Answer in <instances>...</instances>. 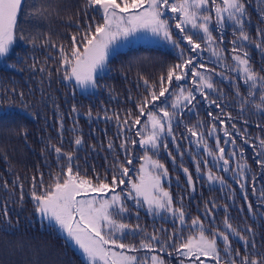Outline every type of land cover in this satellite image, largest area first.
Returning a JSON list of instances; mask_svg holds the SVG:
<instances>
[{"label":"trees","instance_id":"trees-1","mask_svg":"<svg viewBox=\"0 0 264 264\" xmlns=\"http://www.w3.org/2000/svg\"><path fill=\"white\" fill-rule=\"evenodd\" d=\"M218 2L222 3V0ZM246 10L251 20L246 25V30L254 41H259L261 37L257 35V29H264V23L260 22V17L264 14V0H246ZM87 14L89 17L99 16L91 9ZM168 16L171 17L172 14L169 13ZM77 20L83 24L84 0H24L21 12L18 14L16 34L17 37L21 33L25 37H35L36 43L33 45L27 40L17 39L8 59L11 64L17 65V69L0 66V264H87L82 255L54 225L40 219L35 213L30 195L31 179L43 173L47 184L51 177L60 172L61 166L68 163L66 157H61L58 164L51 145L59 146L64 152L71 153L74 171L78 166L79 171L88 177L96 174L104 176L107 173L111 179L113 165L125 163V166L131 169L129 175L135 179L144 150L138 143L133 147L130 141H139L140 137L135 133L140 126L129 131L122 121L127 118L128 110H131L133 115L138 114L135 104L145 94L143 79H147L150 83L157 82L159 76L165 73L169 66L180 62V49L174 48L172 44L166 46L133 44L109 58L106 71L97 77L99 87L94 92L80 93L73 84L63 80L62 73L56 72L60 63L57 59L58 47L53 48L50 43L44 44V41L49 39L57 46L64 44L70 47L71 35L76 32ZM170 24L173 25L174 34L177 33L178 30L174 27L175 21L170 20ZM234 27L229 22L226 27L221 26L220 29L224 38L222 47L226 49L225 55L230 64L232 63L230 41L234 39ZM219 34V31L214 32V35ZM176 38L182 39V36ZM181 47L185 49V56L195 55L187 51L188 46L185 43H182ZM248 51L254 69L264 75V71L261 70L264 64L260 52L254 44L248 46ZM202 57V59L196 58L197 63H203L209 69L215 68L216 72L224 70L223 65L218 66V61L209 52H203ZM34 62L37 63L36 71L30 67ZM41 66L51 70L50 79L46 73L39 72ZM199 70L204 71V69ZM229 75L235 78L242 95L246 96L247 89L243 82L235 73ZM213 78L218 88L224 91V97L220 101L222 107L227 105L224 107V113H230L234 119L229 121L226 115H222L221 119L225 120V124L221 125L216 121L217 131L212 136H208L207 131L211 128L212 118L207 112L212 111L215 115L220 113V109L215 105L209 106L198 97L201 102L196 108L192 112L185 109L184 114L179 118L181 122L178 126L173 123L176 143L172 142L171 137L166 138L168 151L173 153L175 162L163 148L153 158L159 159L168 169L171 180L168 187L174 206H179L181 197L183 198L185 222L188 225L183 231V237L186 238L196 231L191 228V220L197 216L202 220L205 229L210 231L214 227L227 231L223 223L227 208V216L233 228L241 235L251 239L252 234L246 229L252 228L256 247L252 249L249 245L246 253L239 238L229 232L232 248L239 249L241 255L236 256L233 252L232 257H229L226 254L225 261L230 264V261L235 259L237 264H240L241 257L247 254L249 260L256 259L264 264L262 259L264 203H261L264 198V168L256 163V160L261 158L256 153L260 151L258 137L264 138V117L255 111L251 103L247 106L248 110L240 115L235 89L228 81L221 82L218 75L213 74ZM185 87H191L190 80ZM12 89H15L17 94L15 99H11V95L5 98V93L12 94ZM21 92L24 94L23 100L18 95ZM252 99L255 103H259V94L257 93ZM159 103L157 101V104ZM56 105H59L58 111ZM73 106L78 109L77 113L72 112ZM89 111L92 113L91 117L88 116ZM106 115L108 119L105 118ZM117 116L121 121L119 124ZM61 119L62 136L59 124ZM145 119L146 117L141 118L142 123ZM245 119L248 121L247 124L244 123ZM198 121L203 122L204 127L197 130L205 134L208 147L216 152V139L219 138L220 146L225 148V156L229 159L228 172L221 170L223 161H217L204 152L203 145H198L196 137H191L187 132L186 125L195 126ZM232 123H235L240 130V135H236L231 128ZM257 124L262 127H257ZM224 127L232 132L236 140L235 149L231 143H224L228 139L224 136ZM244 129H247L246 135ZM22 133H26V138ZM78 136L83 140L79 147L74 143ZM125 138L129 141L128 152L120 147ZM245 139H249L248 144L244 143ZM109 143L113 144L114 150H109ZM241 150L243 156L240 155ZM232 151H235L236 155L228 156ZM126 156H131L132 165L126 164ZM204 161L208 162L207 167ZM198 162L199 173H197ZM245 163L251 169L245 170L243 181L247 191V201L243 199L237 183L240 177L235 175L239 171L237 165ZM183 168H187L193 177L194 192L187 184ZM209 170L216 176L224 177L226 185L210 184L207 178ZM20 185H23V206L20 204ZM39 190L43 191V189ZM212 203L216 204V208H212ZM248 203L252 204V213L247 210ZM128 205L131 206V203L128 202ZM206 205L212 211L213 217L206 218ZM5 208L8 210L7 220L3 216ZM139 211V219L131 211V214L124 218V222L131 225L139 223L141 228L147 229L149 233L159 228L171 233L173 228H180L177 221L153 219L143 210L139 209ZM210 219H214V224H209ZM141 235L137 234L134 239L128 236L125 242L138 245ZM160 254L165 257L168 264H177L176 256Z\"/></svg>","mask_w":264,"mask_h":264},{"label":"snow or ice","instance_id":"snow-or-ice-1","mask_svg":"<svg viewBox=\"0 0 264 264\" xmlns=\"http://www.w3.org/2000/svg\"><path fill=\"white\" fill-rule=\"evenodd\" d=\"M21 9L22 0H0V62L8 64L17 39L27 40L33 45L36 43L35 37H25L23 33L17 37V19ZM89 9L98 13L99 16L89 17L87 14ZM169 13L172 14L171 17L168 16ZM170 20L175 21L174 27L178 30L175 34ZM229 22L235 26L234 39L230 41L232 45L231 64L228 63V57L225 55L226 49L222 47L224 38L223 31H220L221 26L226 27ZM250 22L246 0H222V3L218 0H84L83 24L77 20L76 32L71 35L70 47L64 44L57 46L49 39L44 41V44L50 43L53 48L58 47L57 59L60 63L56 72L62 73L63 80L74 81L76 86L85 90L99 87L97 73L104 70L110 47L121 39L127 40L138 33L151 34L152 37L159 38L172 44L174 48L180 49V62L169 66L166 72L159 76L157 82L150 83L141 77L145 94L135 104L138 114L133 115V112L128 110L127 118L122 121L129 131L131 128L140 126L135 133L140 137L139 141H130L133 147L138 143L139 147L144 150L141 157L144 162L140 164L135 179L129 175L131 169L125 166V163L113 165L111 179L107 173L104 176L96 174L88 177L79 171L78 166L74 171L71 164L72 154L64 152L56 145H51V147L58 164L61 157H66L68 163L61 166L60 172L51 177L47 184H45L43 173L31 179L30 195L35 213L54 222L61 232L66 233L68 240L74 242L80 249L87 264H166L162 255H148L165 252L169 257L175 254L179 264H185L186 261L188 264H195L197 261L199 264H205L206 260L221 264L218 241L223 242V252L229 257H232L233 252L236 256L241 255L239 249L232 248L229 232L239 238L246 253L249 245L255 249V233L252 228L246 229L252 234L251 239L241 235L237 229L233 228L227 216V208H225L223 221L227 231L214 227L209 231L205 229L202 220L197 216L191 220V228L196 231L186 238L183 237V231L188 227L185 222L183 198L181 197L179 206H174L171 193L163 186V181L169 175L168 169L159 159L153 158L163 148L175 162L173 153L168 151L166 138L171 137L172 142L176 143L173 123L175 122L178 126L181 122L179 118L184 114L185 109L192 112L201 102L199 98H202L209 106L215 105L220 109V113L215 115L212 111L207 112V115L212 118L211 128L207 131L208 136H212L217 131L216 121H219L221 125L225 124V120L221 119L222 115H226L229 121L234 119L230 113H224V107L227 105L222 107L220 103L224 97V91L218 88L213 74L218 75L221 82L228 81L235 89L240 115L248 110L247 106L251 103L255 111L264 117V75L254 69L248 51V46L254 44L264 64V29H257V35L261 39L254 41L246 30V25ZM260 22L264 23V14L261 15ZM217 31L220 34L214 35ZM177 36H182V39L176 38ZM182 43L188 46L189 53L195 55L185 56V49L181 47ZM203 52H209L218 61V66L223 65L224 70L216 72L215 68L209 69L203 63H197L196 58L202 59ZM8 66L13 70L17 69L16 64H8ZM30 67L36 71L37 63L34 62ZM199 69H204V71ZM38 70L46 73L49 79L51 78L50 69L41 66ZM261 70L264 71V68ZM229 73H235L246 86V96L242 95L239 85L235 83V78ZM189 80L191 87H185ZM257 93L259 103H255L252 99ZM10 95L11 99H15L17 95L15 89H12V94L6 92L5 98ZM18 95L23 100L24 94L21 92ZM161 98L164 99L161 100ZM157 101L160 103L157 104ZM55 107L58 111L59 105ZM72 112L77 113L78 109L73 106ZM88 116H92L91 111ZM142 117H146L143 123ZM105 118L109 117L106 115ZM116 119L118 124L121 123L118 116ZM244 123H248L247 119ZM59 124L62 136V119ZM203 127V122L200 121L195 126L186 125L187 132L191 137H196L198 145H203L204 152L213 156L217 161H223L221 170L228 172L230 170L229 159L225 156V148L220 146V140L217 138L216 152H213L205 142V134L197 130ZM257 127L262 126L257 124ZM231 128L236 135L241 134L235 123L231 124ZM223 132L228 138L224 143H231L235 149L236 140L232 132L227 127L223 128ZM22 134L26 138V133ZM244 134H247V129H244ZM258 139H260V151L256 154L261 158L257 159L256 163L264 168V138L258 137ZM74 143L79 147L83 140L78 136ZM128 143L129 141L125 138L120 145L125 152H128ZM244 143L248 144L249 139H245ZM49 144H51L50 140ZM108 148L114 150L113 144L109 143ZM177 150H179V145H177ZM235 155V151L228 153L230 157ZM240 155L243 156V150L240 151ZM125 162L127 165H132L133 159L131 156H126ZM204 164L205 167L208 166L207 161H204ZM237 167L239 171L235 175L240 177L237 183L243 199L247 201L248 196L243 181L245 170L250 171L251 169L246 163L238 164ZM183 172L186 175L187 184L194 192L195 186L191 173L187 168H183ZM199 172L198 162L197 173ZM207 178L210 182L226 185L225 178L214 175L211 170ZM20 187V204L23 206V185ZM253 192H255L254 187ZM129 200L133 202L137 219H139L141 208L152 216L168 213L174 218V222L179 221L180 228H173L171 233L164 228L155 229L149 233L147 229H142L139 223L136 225L125 223L124 218L132 211L127 203ZM261 203H264V198ZM212 208H216L215 203H212ZM247 210L249 213L253 212L251 203H248ZM205 214L206 218L213 217L207 205ZM3 216L7 220V208L3 210ZM7 222L11 223V221ZM209 224H214V219H210ZM137 234H142L138 245L125 242L126 237L131 236L134 239ZM141 251L145 253L144 256L136 255ZM224 264H229V262L225 261ZM230 264H237V261L232 259ZM240 264H261V261L249 260L248 255L245 254L241 257Z\"/></svg>","mask_w":264,"mask_h":264},{"label":"rangeland","instance_id":"rangeland-1","mask_svg":"<svg viewBox=\"0 0 264 264\" xmlns=\"http://www.w3.org/2000/svg\"><path fill=\"white\" fill-rule=\"evenodd\" d=\"M16 42V41H15ZM139 43H142V44H153V45H160V46H166V45H169L170 43H168V42H165V41H163V40H161V39H159V38H156V37H152L151 36V34H143V33H138L136 36H134V37H130L129 39H127V40H123V39H121V40H119L116 44H114V45H112L111 47H110V49H109V55H108V57H107V61H106V65H105V68H104V70L103 71H98V73H97V76H96V78L98 77V76H100L101 74H103L105 71H106V69H107V62H108V60H109V58H111L115 53H117L118 51H120V50H123V49H126L127 47H129V46H131V45H133V44H139ZM15 44V43H14ZM14 46V45H13ZM8 64H11L9 61H8ZM8 64H6V63H3V62H0V66H6V67H9L8 66ZM69 83H71V84H73L74 85V87H75V89L78 91V92H80V93H89V92H94L96 89H91V88H89V89H87V90H85V89H81L80 87H78V86H76L75 85V82L74 81H68ZM144 161L142 160V162L141 163H143ZM140 163V164H141ZM138 170H139V168H138ZM138 174V173H137ZM208 174V173H207ZM214 174V173H213ZM215 175V174H214ZM226 176H228V175H226ZM171 183V180H170V176L168 175V178L167 179H165L164 181H163V186H164V188H165V190H167V191H169L170 192V189H169V187H168V184H170ZM209 183L210 184H219L218 182H216V183H214V182H210L209 181ZM117 191L119 192L120 191V189L118 188L117 189ZM171 193V192H170ZM128 202H130L131 203V206H129V208L130 209H132V211L135 213V209H134V205H133V202L131 201V200H129V201H127V203ZM141 210H143L144 212H146L145 211V209L144 208H141ZM139 213H140V211H139ZM147 213V212H146ZM151 218H153V219H158V220H165V221H174V218L170 215V214H168V213H162L160 216H152V215H149ZM39 218L40 219H42V220H44V221H46L47 223H49V224H52V225H54L56 228H57V230L60 232V234L62 235V236H64L67 240H68V238H67V234L66 233H63V232H61L60 231V229H59V227L58 226H56L55 224H54V222H50L49 220H47V219H44V218H42V217H40L39 216ZM175 221H177L178 223H179V221L178 220H175ZM68 242L82 255V257L85 259V257L83 256V254H82V252L80 251V249L74 244V242H71V241H69L68 240ZM218 244H219V246H220V255H221V264H224V262H225V258H226V253H224L223 252V242L222 241H218ZM117 251H119V250H117ZM166 253V252H165ZM152 254H158V255H162V254H160V253H149L148 255H152ZM136 255H138V256H144L145 255V253L143 252V251H141V252H139V253H136ZM163 256V255H162ZM173 256H175V254L173 255ZM163 258L165 259V257L163 256ZM202 259H203V257H202ZM86 260V259H85ZM165 261H166V259H165ZM87 262V261H86ZM166 264H168L167 262H166ZM177 264H179V260L177 259ZM185 264H188V262L186 261L185 262ZM195 264H199V262L197 261V262H195ZM205 264H215V262L214 261H205Z\"/></svg>","mask_w":264,"mask_h":264},{"label":"water","instance_id":"water-1","mask_svg":"<svg viewBox=\"0 0 264 264\" xmlns=\"http://www.w3.org/2000/svg\"><path fill=\"white\" fill-rule=\"evenodd\" d=\"M23 1H24V0H22V4H23Z\"/></svg>","mask_w":264,"mask_h":264}]
</instances>
